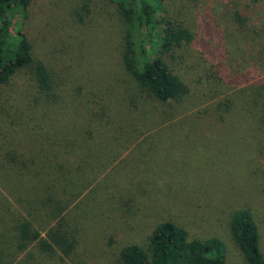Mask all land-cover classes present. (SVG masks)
Masks as SVG:
<instances>
[{
  "label": "rangeland",
  "instance_id": "rangeland-1",
  "mask_svg": "<svg viewBox=\"0 0 264 264\" xmlns=\"http://www.w3.org/2000/svg\"><path fill=\"white\" fill-rule=\"evenodd\" d=\"M80 1L69 0L73 5ZM65 2L34 0L25 30L33 57L44 61L62 83L60 102L51 107L58 119L47 124L58 121L73 130L80 119L86 123V107L92 106L94 113L107 105L127 110L118 83L125 76L116 55L113 7L91 0V17L77 26L67 17ZM232 2L242 6L245 0H201L194 54L177 68L190 90L181 109L183 121L162 130H150L139 121L142 128L134 132L127 116L119 122L122 130L108 124L109 116L98 117L88 134L70 131L68 139L77 140V150L65 162L84 172L83 181L68 189L78 194L65 214L67 229L78 243L70 264H114L126 245L146 246L164 220L183 227L190 239H217L226 264H244L228 228L230 215L241 208L249 209L258 224L264 257V124L246 112L240 93L248 80L264 81V33L254 47L241 42L225 52L214 17L222 16ZM251 9L254 28L264 29V2ZM218 20L222 30L230 23ZM253 64L256 71L248 68ZM206 67L220 68L222 85L198 82ZM83 93L90 103L84 104L88 99ZM42 110L31 78L24 70L18 72L0 91V155L12 147L32 154L48 148L35 132ZM23 111L31 114L24 119L34 118L27 135L12 122L23 118Z\"/></svg>",
  "mask_w": 264,
  "mask_h": 264
},
{
  "label": "trees",
  "instance_id": "trees-1",
  "mask_svg": "<svg viewBox=\"0 0 264 264\" xmlns=\"http://www.w3.org/2000/svg\"><path fill=\"white\" fill-rule=\"evenodd\" d=\"M33 1L0 0V91L18 72L24 70L29 75L42 100V109H46L39 113L35 132L46 141L48 148H44L45 153L40 148L37 154H32L12 147L0 155V264H70L78 243L67 229L65 214L78 194L68 189L70 184V188L75 187L78 179L81 183L84 174L83 167L74 168L65 162L77 150V140L68 139L70 131L75 135L88 134L91 123L97 122L98 117L109 116L112 121L108 124L119 125L121 130L119 122L127 116L134 122L129 125L134 132L142 128L139 121H145L150 130H162L183 121L181 109L190 90L177 68H182L194 54V24L198 21L201 0H105L113 7L117 24L116 55L125 76L118 83L123 88L127 110L115 106L109 109L107 105L100 107L97 114L92 106L86 107L83 115L86 123L80 119L82 123L75 124L73 130L64 123L58 125V121L57 125L47 124L58 119L51 107L55 108L60 102L62 83L55 79L44 61L33 57L25 30ZM60 1L68 2L66 14L73 25L83 26L92 15L91 0H81L74 5L69 0ZM261 2L264 0H245L242 6L232 2V7L225 9L222 16L214 17L223 33L220 41L225 52L241 42L254 47L257 37L263 35L264 29L254 28L249 12ZM222 18L230 22L223 30L218 25V19ZM228 29L232 34H227ZM204 52L208 57L213 55L206 47ZM260 60L264 65V58ZM249 67L257 70L255 64ZM212 68H204L200 76L203 80L199 78L198 82L222 85L224 74L220 68ZM249 73L248 70L243 75ZM240 93L246 112L263 125L264 81L249 83L248 80ZM83 96L88 99L84 104L90 103V98L84 93ZM20 115L23 118H14L12 122L27 135L34 118L24 119L31 115L26 111ZM157 117L159 119L155 120ZM66 147L69 151H65ZM77 173L75 178L73 175ZM228 228L244 264H264L260 231L252 212L246 208L233 211ZM114 264H226V261L224 248L217 239H190L183 227L164 220L152 230L146 246L126 245Z\"/></svg>",
  "mask_w": 264,
  "mask_h": 264
}]
</instances>
